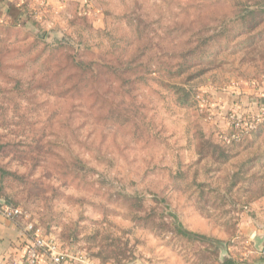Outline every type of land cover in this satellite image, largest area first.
<instances>
[{
	"label": "rangeland",
	"instance_id": "374dc122",
	"mask_svg": "<svg viewBox=\"0 0 264 264\" xmlns=\"http://www.w3.org/2000/svg\"><path fill=\"white\" fill-rule=\"evenodd\" d=\"M29 5L0 20V201L105 263L261 260L264 121L222 135L264 105V0Z\"/></svg>",
	"mask_w": 264,
	"mask_h": 264
},
{
	"label": "built area",
	"instance_id": "2783aa9c",
	"mask_svg": "<svg viewBox=\"0 0 264 264\" xmlns=\"http://www.w3.org/2000/svg\"><path fill=\"white\" fill-rule=\"evenodd\" d=\"M208 95L197 93L196 98L202 107H205ZM250 110V109H249ZM256 112L247 111L238 114L237 112L227 113L229 129L222 135V140L226 144L238 141L255 129L258 124L264 121V105L257 106ZM22 210L18 206H12L2 202L0 204V214L17 220L22 216ZM25 231L29 235L30 244L27 248L25 260L20 264H36L40 255L46 256L53 264H93V258L87 254L71 248L64 247L56 237L48 236L43 229L35 222L25 224Z\"/></svg>",
	"mask_w": 264,
	"mask_h": 264
},
{
	"label": "crops",
	"instance_id": "0c3cea01",
	"mask_svg": "<svg viewBox=\"0 0 264 264\" xmlns=\"http://www.w3.org/2000/svg\"><path fill=\"white\" fill-rule=\"evenodd\" d=\"M48 1L59 2V0ZM26 2L30 3L29 6H31L39 4L42 0H0V20L8 22L20 21L24 15ZM245 102L250 107L252 102ZM242 103L243 101L234 104L241 107ZM257 231L256 236L259 239L260 249L262 250V254L260 253L262 256H260L261 260H264V229ZM29 244V235L25 231V225L21 222V219L11 220L0 214V264H20L26 258ZM261 260L255 262V264H263ZM93 261V264H112L110 262H101L94 258ZM36 264L53 263L46 256L40 255Z\"/></svg>",
	"mask_w": 264,
	"mask_h": 264
},
{
	"label": "trees",
	"instance_id": "16d2710c",
	"mask_svg": "<svg viewBox=\"0 0 264 264\" xmlns=\"http://www.w3.org/2000/svg\"><path fill=\"white\" fill-rule=\"evenodd\" d=\"M70 63H71V68H73L74 69V72H76L77 73V75L78 76H80V77H82V73L85 71V69H84V64L82 63V61H75V60H73L72 62L70 61ZM257 127H259V126H257ZM242 140V138L240 139V141ZM235 142V141H234ZM234 142H232V143H230V144H233ZM236 143V142H235ZM230 144L229 145H224V146H230ZM6 202V201H5ZM2 203V201H0V204ZM8 203V202H7ZM10 204V203H9ZM10 205H12V204H10ZM12 206H14V205H12ZM64 246V245H63ZM225 264H230V262L228 261V262H226Z\"/></svg>",
	"mask_w": 264,
	"mask_h": 264
}]
</instances>
